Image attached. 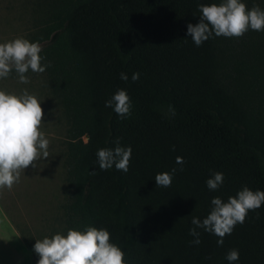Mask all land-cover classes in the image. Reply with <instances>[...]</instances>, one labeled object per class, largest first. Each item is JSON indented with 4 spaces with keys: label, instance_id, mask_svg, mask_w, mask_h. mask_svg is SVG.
<instances>
[{
    "label": "trees",
    "instance_id": "1",
    "mask_svg": "<svg viewBox=\"0 0 264 264\" xmlns=\"http://www.w3.org/2000/svg\"><path fill=\"white\" fill-rule=\"evenodd\" d=\"M211 3L218 0H90L70 19L72 44L91 57L95 79L98 121L81 133L85 161L100 176L90 196L93 227L107 229L125 264H213L211 245L201 235L191 243L178 198L157 186V173L175 168L198 186L209 210L214 197L264 191V128L249 124L220 82L221 37L197 47L187 35V25L199 22L198 6ZM118 89L131 99L126 117L105 107ZM117 140L132 149L126 173L99 168L98 149ZM217 171L223 184L210 191L206 181ZM225 236L227 252L239 251L232 264H264V204Z\"/></svg>",
    "mask_w": 264,
    "mask_h": 264
},
{
    "label": "rangeland",
    "instance_id": "2",
    "mask_svg": "<svg viewBox=\"0 0 264 264\" xmlns=\"http://www.w3.org/2000/svg\"><path fill=\"white\" fill-rule=\"evenodd\" d=\"M89 1L0 0V43L17 37L39 42L40 55L45 58L42 65L50 64L43 73L29 70L27 84L19 82L14 70L0 79V90L20 95L26 89L38 98L44 112L41 131L50 141L49 157L41 156L35 167L22 171L10 190H0L1 204L30 250L33 264L39 260L33 250L36 240L93 227L90 196L100 176L85 161L88 138L81 135L98 121L92 108L93 62L74 48L69 28L77 7ZM242 2L248 9H264V0ZM221 53L222 86L245 110L249 124L264 128V31L249 29L239 38L221 36ZM167 188L178 198L187 230L194 227L193 216L201 221L207 217V200L196 184L180 179L175 172ZM197 231L212 247L213 264H232L226 259V236L218 246L219 237L203 228Z\"/></svg>",
    "mask_w": 264,
    "mask_h": 264
},
{
    "label": "clouds",
    "instance_id": "3",
    "mask_svg": "<svg viewBox=\"0 0 264 264\" xmlns=\"http://www.w3.org/2000/svg\"><path fill=\"white\" fill-rule=\"evenodd\" d=\"M201 16L195 25H187V35L199 47L209 38L242 37L249 29L264 31V9L253 6L248 9L242 0H222L220 4H201L198 6ZM174 43V42H173ZM39 42H30L23 37L0 43V79L7 78L14 70L23 84L29 83L25 75L29 70L43 73L50 64H43ZM140 73L134 72L133 81ZM128 75L120 73V79L128 80ZM105 107L113 108L120 117L131 113V99L125 89H118L105 102ZM44 112L41 102L25 89L16 95L0 90V190L11 189L20 179L21 172L29 166L35 167V161L49 157L50 141L41 131ZM112 148L97 151V160L101 170L115 167L118 171L128 172L132 155L131 146H121L119 140ZM176 162L183 164V158ZM176 169L157 173V186L169 187ZM224 181L222 172H213L206 181L210 191L217 190ZM212 208L202 221L193 216L194 225L189 235L195 237L191 243L200 244L198 228L219 237L217 244L222 246L225 235H230L234 227L243 224L248 212L255 211L264 204V191H253L244 187L236 196H230L225 202L220 197L211 200ZM34 252L39 256L37 264H125V253L116 244L110 243L107 229L87 226L83 231L69 229L67 234L57 233L51 238L36 240ZM229 262L239 259V251L232 249L227 253Z\"/></svg>",
    "mask_w": 264,
    "mask_h": 264
},
{
    "label": "crops",
    "instance_id": "4",
    "mask_svg": "<svg viewBox=\"0 0 264 264\" xmlns=\"http://www.w3.org/2000/svg\"><path fill=\"white\" fill-rule=\"evenodd\" d=\"M32 261L30 250L0 201V264H33Z\"/></svg>",
    "mask_w": 264,
    "mask_h": 264
}]
</instances>
